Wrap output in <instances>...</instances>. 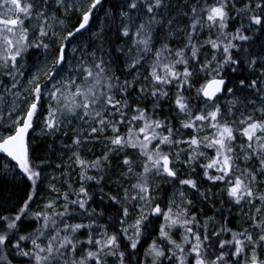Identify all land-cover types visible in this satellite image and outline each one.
Here are the masks:
<instances>
[{
	"label": "snow or ice",
	"instance_id": "6c2138e0",
	"mask_svg": "<svg viewBox=\"0 0 264 264\" xmlns=\"http://www.w3.org/2000/svg\"><path fill=\"white\" fill-rule=\"evenodd\" d=\"M0 264H264V0H0Z\"/></svg>",
	"mask_w": 264,
	"mask_h": 264
}]
</instances>
